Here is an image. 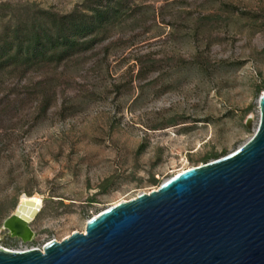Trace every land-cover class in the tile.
<instances>
[{"label":"rangeland","instance_id":"374dc122","mask_svg":"<svg viewBox=\"0 0 264 264\" xmlns=\"http://www.w3.org/2000/svg\"><path fill=\"white\" fill-rule=\"evenodd\" d=\"M20 1L60 12L84 2L0 3ZM144 3L148 19L110 33L108 53L82 67L44 119L30 129L26 118L0 120L1 247L58 240L254 134L264 91V0ZM67 94L78 95L75 109L63 110ZM22 195L43 199L28 242L3 226Z\"/></svg>","mask_w":264,"mask_h":264},{"label":"water","instance_id":"95a60500","mask_svg":"<svg viewBox=\"0 0 264 264\" xmlns=\"http://www.w3.org/2000/svg\"><path fill=\"white\" fill-rule=\"evenodd\" d=\"M259 109L254 134L233 152L111 205L58 240L0 246V264H264V91ZM42 207V197L22 195L4 228L32 240L26 216Z\"/></svg>","mask_w":264,"mask_h":264},{"label":"trees","instance_id":"16d2710c","mask_svg":"<svg viewBox=\"0 0 264 264\" xmlns=\"http://www.w3.org/2000/svg\"><path fill=\"white\" fill-rule=\"evenodd\" d=\"M144 1L84 0L69 12L0 3V120L16 125L26 118L30 129L44 119L82 67L108 53L110 33L148 19ZM77 97L65 95L63 110L75 109Z\"/></svg>","mask_w":264,"mask_h":264},{"label":"bare ground","instance_id":"6f19581e","mask_svg":"<svg viewBox=\"0 0 264 264\" xmlns=\"http://www.w3.org/2000/svg\"><path fill=\"white\" fill-rule=\"evenodd\" d=\"M23 196H28V195H23ZM34 196H36V195H34ZM36 197H38V196H36ZM29 203H30L29 205H31V201H30ZM26 208H28V206H27ZM34 212H35V211L31 212L30 215L26 216V218L28 219L29 224H30L31 220H34V219L36 218V217H35V218L33 219ZM20 215L23 216L24 214H23V215L20 214Z\"/></svg>","mask_w":264,"mask_h":264}]
</instances>
